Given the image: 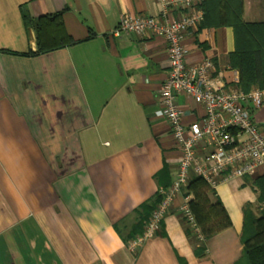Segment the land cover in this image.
Masks as SVG:
<instances>
[{
    "label": "crops",
    "instance_id": "crops-1",
    "mask_svg": "<svg viewBox=\"0 0 264 264\" xmlns=\"http://www.w3.org/2000/svg\"><path fill=\"white\" fill-rule=\"evenodd\" d=\"M161 10L157 0H0V264H180L178 256L235 264L241 257L245 208L264 214L254 183L264 166L214 189L232 226L210 240L183 214V190L156 236L135 252L128 246L136 210L162 189L161 171L168 170L165 183L175 180L181 150L168 122L155 116L169 75L167 42L112 33L126 14ZM243 10L245 22L264 23V0H243ZM60 11L76 43L25 55L37 41L23 14ZM184 46L187 64L210 58L225 88L242 90L230 64L231 27L200 25ZM179 104L186 125L204 115L184 94ZM254 120L264 135V103ZM201 242L204 258L195 254Z\"/></svg>",
    "mask_w": 264,
    "mask_h": 264
},
{
    "label": "built area",
    "instance_id": "built-area-1",
    "mask_svg": "<svg viewBox=\"0 0 264 264\" xmlns=\"http://www.w3.org/2000/svg\"><path fill=\"white\" fill-rule=\"evenodd\" d=\"M206 0H157L162 10L156 16L124 15L112 33L120 38L136 33L163 38L168 44L169 75L160 90L157 118L166 120L181 150L178 172L169 188L161 189L164 199L146 222L145 231L129 241L133 252L154 238L175 198L192 176L202 177L215 189L222 182L254 176L264 166V135L254 120V111L264 103V88L250 92L226 89L212 59L189 65L185 36L203 23ZM177 12V18L173 13ZM186 95L204 107L200 120L186 125L179 96ZM206 152V153H204ZM192 195L181 208L193 229L203 237L191 212Z\"/></svg>",
    "mask_w": 264,
    "mask_h": 264
},
{
    "label": "trees",
    "instance_id": "trees-1",
    "mask_svg": "<svg viewBox=\"0 0 264 264\" xmlns=\"http://www.w3.org/2000/svg\"><path fill=\"white\" fill-rule=\"evenodd\" d=\"M203 9L205 19L201 28L231 27L234 31L235 51L230 56V64L232 68L240 71L239 87L244 92L264 88V23L244 21L243 0H206ZM64 13L65 11H60L37 18L23 14L25 25L35 30L37 41V51L25 55L37 56L76 43L65 27ZM169 177L167 169L157 175L162 189H167L172 184L167 182ZM164 180H167L166 183ZM254 183L260 191L259 201L264 203V175L258 177ZM184 192L186 196L192 195L189 206L203 240H210L232 226V221L221 201L216 198L214 189L202 177L192 176ZM163 199L164 196L157 192L136 210L139 220L133 227L128 242L145 231L146 222ZM186 233L191 237L193 231L189 228ZM241 242L242 255L235 264H264V214L257 216L251 206L244 210ZM195 254L198 258L206 256L203 242L196 248ZM178 261L180 264H188L179 256Z\"/></svg>",
    "mask_w": 264,
    "mask_h": 264
}]
</instances>
